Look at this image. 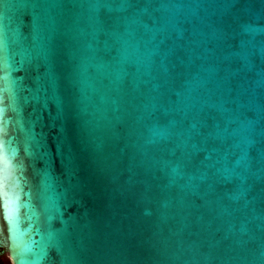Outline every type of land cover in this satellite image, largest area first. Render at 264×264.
<instances>
[{
  "label": "water",
  "instance_id": "obj_1",
  "mask_svg": "<svg viewBox=\"0 0 264 264\" xmlns=\"http://www.w3.org/2000/svg\"><path fill=\"white\" fill-rule=\"evenodd\" d=\"M4 254L264 264V0H0Z\"/></svg>",
  "mask_w": 264,
  "mask_h": 264
},
{
  "label": "rangeland",
  "instance_id": "obj_2",
  "mask_svg": "<svg viewBox=\"0 0 264 264\" xmlns=\"http://www.w3.org/2000/svg\"><path fill=\"white\" fill-rule=\"evenodd\" d=\"M0 259L5 263V264H11L10 263V259L9 257L7 256V254H4L0 257Z\"/></svg>",
  "mask_w": 264,
  "mask_h": 264
},
{
  "label": "flooded vegetation",
  "instance_id": "obj_3",
  "mask_svg": "<svg viewBox=\"0 0 264 264\" xmlns=\"http://www.w3.org/2000/svg\"><path fill=\"white\" fill-rule=\"evenodd\" d=\"M1 256H2V255H1ZM1 256H0V257H1ZM0 261L2 262V264H4V262H3L1 259H0Z\"/></svg>",
  "mask_w": 264,
  "mask_h": 264
},
{
  "label": "trees",
  "instance_id": "obj_4",
  "mask_svg": "<svg viewBox=\"0 0 264 264\" xmlns=\"http://www.w3.org/2000/svg\"><path fill=\"white\" fill-rule=\"evenodd\" d=\"M5 264V263H4Z\"/></svg>",
  "mask_w": 264,
  "mask_h": 264
}]
</instances>
